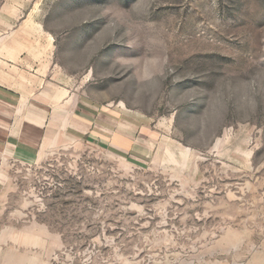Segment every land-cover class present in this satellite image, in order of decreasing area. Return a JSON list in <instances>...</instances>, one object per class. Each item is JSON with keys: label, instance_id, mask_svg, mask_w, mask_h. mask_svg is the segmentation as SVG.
<instances>
[{"label": "rangeland", "instance_id": "374dc122", "mask_svg": "<svg viewBox=\"0 0 264 264\" xmlns=\"http://www.w3.org/2000/svg\"><path fill=\"white\" fill-rule=\"evenodd\" d=\"M13 10L51 46L50 83L128 140L50 124L42 148L14 149L0 264H264V0Z\"/></svg>", "mask_w": 264, "mask_h": 264}, {"label": "crops", "instance_id": "0c3cea01", "mask_svg": "<svg viewBox=\"0 0 264 264\" xmlns=\"http://www.w3.org/2000/svg\"><path fill=\"white\" fill-rule=\"evenodd\" d=\"M15 14L13 0H0V198L13 150L29 152L28 149L42 148L50 124L58 127L56 124L63 121L61 130H74L77 136L72 139L76 140L86 139L87 135L101 143L128 140L123 133H115L112 115L98 113L83 99L75 103L62 77L64 83L59 82L60 78L50 83L51 46L46 41L33 40L26 27L15 30ZM27 36L30 42L21 40ZM51 114L53 118L56 115L52 122L48 120Z\"/></svg>", "mask_w": 264, "mask_h": 264}, {"label": "bare ground", "instance_id": "6f19581e", "mask_svg": "<svg viewBox=\"0 0 264 264\" xmlns=\"http://www.w3.org/2000/svg\"><path fill=\"white\" fill-rule=\"evenodd\" d=\"M49 39H50V42L53 40V38L51 37V36H49ZM58 101V98L57 97H55L54 98V104H55V102H57ZM56 105V104H55ZM63 122V121H62ZM68 122H65L64 124L66 125ZM58 127H60V125H62V124H59V122L56 124Z\"/></svg>", "mask_w": 264, "mask_h": 264}]
</instances>
